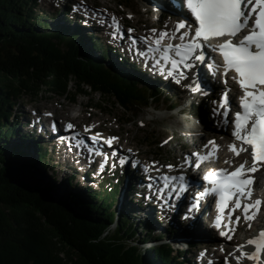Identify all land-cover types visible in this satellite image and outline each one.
Returning a JSON list of instances; mask_svg holds the SVG:
<instances>
[{"label": "trees", "instance_id": "1", "mask_svg": "<svg viewBox=\"0 0 264 264\" xmlns=\"http://www.w3.org/2000/svg\"><path fill=\"white\" fill-rule=\"evenodd\" d=\"M38 4L0 0V264H186L185 250L164 241L151 221L127 206L115 211L116 187L72 190L55 206L26 192L38 182L37 163L47 167V151L39 146L35 159L18 143L27 133L11 117L22 98L99 95L140 110L163 97L142 74L123 69L128 58L119 67L101 43L97 56L93 35L68 16L52 22L55 15ZM66 181L75 185L72 177Z\"/></svg>", "mask_w": 264, "mask_h": 264}, {"label": "rangeland", "instance_id": "2", "mask_svg": "<svg viewBox=\"0 0 264 264\" xmlns=\"http://www.w3.org/2000/svg\"><path fill=\"white\" fill-rule=\"evenodd\" d=\"M65 1L66 0H38L39 4L37 8L38 11H43L49 15L52 14L53 16L55 15L54 19H52L53 22L58 19L57 14H54L55 10H57L58 7H62ZM79 1L84 2L88 6L98 5L106 11L107 8H109L110 10L116 12L125 23L136 27L137 31L141 30V33H143L148 27H151H146V25L151 22V19L149 18V12L152 11L150 6L151 4L148 0ZM77 3L79 2L74 0V4L76 5ZM71 8L73 7L70 5L64 10L70 11ZM72 13H74V11H72ZM157 14L158 13L156 12V16ZM69 17L72 19L75 18L73 15H69ZM160 19V25L169 23L164 18L160 17ZM102 31L104 32H99V34L95 33L96 31L94 32L87 29L83 31V33L87 35H93L95 37L94 41L96 40V42H99L100 49H95L94 51V54L97 56H100V52L102 51L101 44H110L108 43L109 40L107 39L108 34L105 33L107 31H105V29ZM94 41L91 40V44L94 43ZM116 45H119V43ZM118 47L108 50L111 56L110 60L117 63L119 67L121 65L124 67L125 65L121 63V56L125 57L127 55L123 49H121L120 45ZM127 61L129 64L132 63V61ZM144 77L148 79V77ZM157 87L163 91V97L159 101L153 102L151 107L142 108L140 110H126L118 104H114L111 99L104 98L103 96L99 95H91L90 98L80 95L76 101L73 102L69 96H58L47 92L42 93L40 96H38V98H32L30 96L22 98L21 101L18 102L15 107H13V109L19 114V117L17 118L19 123L23 117H26L29 126L23 125V129L25 130H28L32 127V120L35 119L33 111L37 110L36 116L39 120L43 119V116L40 115V112L43 111L46 117L49 116L48 119H51L49 113H53L63 125L70 120H74L77 122L76 127H79L86 132H88L89 126H93V131L98 130L107 134H119L122 138L121 150L123 152H128V149L131 148V152H133V155L135 156L134 159L140 158L143 159L144 162L153 161L163 169H166L167 165H169L171 161H174L177 164V167L182 166V163H188L187 159L191 158L193 141L196 143L199 142L200 139H207L208 137L212 136H219L222 138L223 136L227 135V130L224 128V126L219 125L218 119L214 117L213 114L208 117V110L210 109L213 112L211 109L213 104L212 99L219 96L221 88L223 87V85L221 86L220 81L217 88L215 89V92L213 93L214 97L211 100H209V94L205 93L203 90H189L186 91L185 94V90H183L180 86L164 82ZM172 102L174 104H178V106L171 109L170 107ZM11 118L16 120L15 115H13ZM210 120L212 121V124ZM30 139L33 140L32 137H30ZM165 141L167 142L165 143ZM35 154L36 153L34 151L32 155L35 156ZM59 154L61 153L56 152V150L55 152L51 153L50 149H48L46 155V164L48 168H44L39 162L37 163L38 171L41 172L44 178L45 176L47 177L46 182H42L39 180V178H37L38 182L47 185L50 189H52V187L55 185L63 186L66 190L65 192L67 198L70 196V191L81 189L82 185L86 182L88 183V187L97 189H100L102 186H115L117 188L115 192V211H119L122 208L128 207L135 215H140V213L142 214V211L146 209H144L142 205H139V198H132L130 192L128 191V186L126 189L124 180L122 178V174H124L122 172V167H110L103 177H98L97 174L91 173L90 171V178L88 179V176H85L88 180L84 182L85 172L79 171L80 166L78 164L74 165L76 172L74 171V168L66 167L64 161L65 155L61 154V158H58ZM48 169H50L53 173H50ZM42 171L45 175H43ZM135 172L137 173L136 176L138 179L136 178L135 174L130 176V179L132 182L134 180L138 186V182H142V180H144V176H142V174L136 170ZM51 174H54L55 177H52ZM67 176L74 177L75 185L70 186L67 184ZM126 176L128 177L129 175L126 174ZM124 195H126V197L122 198ZM144 212H147L149 218L155 222L156 226L154 225L155 227H153L157 233L162 235V232L160 231L165 233L169 232L165 228L168 226L171 227V225H168L170 220H168L167 217H164L165 214L158 212L154 216V211L152 209H149V211L147 209ZM202 216L204 217L205 221L209 223L211 222L208 216V211L203 212ZM162 218L164 219V222H167L168 220L167 224L163 225L164 223ZM134 220L137 223L138 219ZM168 234L169 238L166 237L164 239L172 242V244H174L176 247L183 249L185 247L188 250L183 254L187 258L186 264H194V262L200 264L199 261H197L198 258L194 259V254H196L198 251L199 254L197 253V255L200 256V253H203L201 250L203 249L204 245H206V242L204 243V241H194V243H196L195 245L188 244L187 246L186 243L181 242L182 239L180 238L176 239L181 241L176 239V241L172 240L174 237L172 236L171 232ZM214 236L216 243L214 244L212 242H208L211 243L209 245L212 248L215 246L220 248L221 246L228 245L223 240H220L218 236H216V233ZM239 238L242 239V236H239ZM189 239L190 238L185 239L184 241L187 242ZM149 244L151 245L152 243L148 242V245ZM211 247H209L207 250H209ZM219 252H222L221 248L219 249ZM235 260L237 261L236 257ZM216 264H232L228 258V253L222 254L221 260ZM252 264H264V262Z\"/></svg>", "mask_w": 264, "mask_h": 264}, {"label": "snow or ice", "instance_id": "3", "mask_svg": "<svg viewBox=\"0 0 264 264\" xmlns=\"http://www.w3.org/2000/svg\"><path fill=\"white\" fill-rule=\"evenodd\" d=\"M186 7L190 10L189 19H192V23L186 24L185 21H178L172 33V38L175 39V34L180 33L182 28L188 29L180 33L181 43L163 44L162 41L169 33L160 31L153 40V44L162 50V59L170 63L171 70H177L181 66L183 69L193 68L196 66L193 61L205 60L206 49L213 51L218 49L223 56L224 72L234 70L237 74L234 79L237 80L244 94L240 97L242 110L235 114L232 136L241 142V147L237 148L235 143L229 147L238 156L241 152L247 151L243 145H250L252 164L246 167L247 161H245L231 172L223 168L216 170L215 173L209 172L205 179L212 181L213 187L205 189L203 194L210 192L219 194L220 204L223 206L221 212L224 207L228 206L226 202L235 197L232 211L242 207L243 219L251 220L259 211L261 200L257 199L254 203L250 200L253 177L248 173L255 172L264 162V0H186ZM112 20L119 28L116 18L112 17ZM193 25H195L194 34L190 35ZM244 30H247V34H244L242 38L233 39ZM128 31L132 32L133 29H128ZM151 31L156 32L157 30L151 29ZM144 39L147 41L148 38ZM215 39H220L222 42L212 43L211 41ZM160 62L157 61V63ZM181 75H183L182 72ZM179 82L177 80V83ZM187 86L193 91L199 90V85L196 88H192V85ZM227 100L226 91L224 103H227ZM224 115L227 116L228 113L225 112ZM67 127L73 129L74 125L68 123ZM116 139L118 138H109L107 143L111 145ZM208 144H214V141H209ZM212 154L210 151L209 155ZM192 155L199 157L198 153ZM167 167L171 168L172 165H167ZM180 178L184 179L183 175ZM245 196L249 198V202L242 204V198ZM240 219V216L235 217L237 222ZM220 221L221 216H217L218 227ZM221 235L227 234L221 232ZM228 239L232 237L229 235ZM246 243L254 244L255 252L247 253L243 251L244 245H237L240 249V256L237 260L242 258L259 260L260 253L264 250V229L259 232L258 238H250Z\"/></svg>", "mask_w": 264, "mask_h": 264}, {"label": "bare ground", "instance_id": "4", "mask_svg": "<svg viewBox=\"0 0 264 264\" xmlns=\"http://www.w3.org/2000/svg\"><path fill=\"white\" fill-rule=\"evenodd\" d=\"M149 1L151 4L150 6H151L152 11H156V9H159L162 6H165V7L172 8L179 15L181 14V16H183V14H184L182 11L181 5H175L173 0H162V2H160L158 0H149ZM93 6L92 5L88 6V5L76 4L75 7L82 10V14L80 15V17L84 15V16H86V18H88L87 24L91 27V28H88V30H91L94 32L96 31L95 33L98 34L100 32V30L102 32L103 26H104V29H105V27L106 28L108 27L109 21L107 19L106 13L103 11L102 7H100L98 5H95L94 7ZM154 13H156V12H154ZM73 14L77 15V11L75 10ZM149 18L151 19V22L149 24H147L146 27L147 26H153V25L154 26L160 25L159 23H156V21H155L157 19L156 14L151 13ZM84 19H85V17H84ZM93 19L96 20L97 22H94ZM121 34L124 36V38L123 37L120 38L118 42H121V44H122L123 48H125V50H128L130 48H135V47L141 49V46H140L141 43H140L139 39H136V42H133L128 33L127 34L121 33ZM119 45H120V43H119ZM119 45H117V46H119ZM120 47H121V45H120ZM121 57H123V56H121ZM123 58H127V56H125ZM205 67H204V69H205ZM205 70L209 73L208 69H205ZM220 70H221L220 73L210 75V78H212V80L207 77V73L205 72V77L201 76V79H196L194 83L196 85H199L200 90H204V92L207 93L209 91L210 85L214 89L217 85V82L220 81L218 75H222L221 73H223V71H222L223 69H220ZM220 84H221V81H220ZM228 85H229L230 89H232V90H236V88H237L236 84L232 80H229ZM72 101L75 102L76 100L75 101L72 100ZM80 107H82V106H80ZM234 108H235V106H234ZM38 113H39V111H38ZM40 115L43 116V119L39 120L38 117L35 115V119L33 120V122L36 123L39 127L48 128V126L46 124L47 118H46L45 114L43 113V111L40 112ZM53 117L54 116H52L51 119ZM69 122L72 123V122H74V120L72 122L70 120ZM74 123H76V122H74ZM57 140H58V144L63 146V149H60V153L65 155V159H64L65 166L69 167V168H74V165L78 164L80 166L79 171L84 170L85 167H87V161L85 160L86 163L84 162L83 155L84 154L86 155V152H89V150L91 151L90 145L85 143V142H80L79 145H77L76 142L67 143L65 139H57ZM99 145H102V144L100 143ZM104 147H106V145H104L103 148ZM226 152H228V151L226 150ZM129 153H130L129 155L125 156V162L123 161L125 164V168H126L125 174H123L126 189H127V186H129V183L131 181L130 176H132L134 174H135V176L137 175V173L132 168H134L140 174L144 173V172H142V168H141L140 163L137 161L133 162V159L131 157V155L133 156V152L130 151ZM137 160L139 161V159H137ZM69 163H70V165H69ZM146 169H147V167H146ZM37 171H38V167H37ZM74 171H75V168H74ZM128 171H129V173H128ZM126 174L129 176L127 177ZM43 175H45L44 172H43ZM35 176H36V178H39V180L42 182H46V180H47V177L45 176V178H44L42 176L41 172H39V171L36 172ZM136 178H137V176H136ZM148 183L149 184H146L143 181L138 182V186H136V188H138L139 190L145 191V192L146 191L149 192L148 189L150 187V194L148 195V197H149L148 200L151 201L153 199V194L156 195V196H154L155 197L154 198V204L152 203L151 205L155 208H160L161 210L164 211V210H166V203H167L168 206H170V208L173 210V212L175 214V216H174L175 219L170 220L168 218V220H170L168 225H171V227L168 226L165 228L167 231L171 232L172 236L174 237V239H172V240H175L176 238H180V239H182V241L179 239H176V240L184 242L188 246V244L189 245H192V244L195 245L196 243H194V241H198V242L204 241V243L205 242L206 243L212 242L215 244L216 243V239L214 236L215 233H216V236H218V238L220 239V236L217 235V232L212 227L211 223L205 221L204 217L202 216L203 212H205L204 208L208 209L209 206H205L204 204H202V207H200L198 210H191L190 211L188 209V206H189V197L188 196H186L185 201L183 199H179V200L171 199L172 197H170L168 200H167V198H164L165 203H162V202L160 203V201H161L160 200V193H158V192L153 193V189H155L154 187L159 186L158 181H156L154 179H149ZM52 189L56 194L57 193L61 194L62 192H64L63 194H66L65 188L61 185L60 186L55 185L52 187ZM128 191H129V189H128ZM125 197H126V195H124L122 198H125ZM147 205H148V203H147ZM147 205H145V206L142 205L144 209L146 208L144 211H146L147 209H148V211H149V209H152L154 211L152 206H147ZM185 212H189V214H194V215L191 218L185 217V216H183ZM145 214L148 217L149 221H151V225L154 226L155 222L149 218V215L147 212H145ZM178 215H181L182 219H179ZM162 220L164 223L163 225L167 224L168 220H167V222H164L163 218H162ZM184 223H186V224H184ZM261 224H262V226L261 227L259 226L260 228L256 229L255 236L250 237V238H258L259 232L262 229H264V220L261 222ZM252 228L253 227H251V230H252ZM157 230H158V228H157ZM160 232H162L161 234L164 237L169 238L168 237L169 232L168 233H165L163 231H160ZM188 238H190L189 241H187V242L184 241L185 239H188ZM250 238L247 237L248 240ZM206 239H208L209 241H207ZM246 242L240 244V245H244L243 251H245L247 253L255 252L256 246L254 244H247ZM220 248L224 252L230 253L229 257L234 264H252V263L264 262V250L261 251L260 256H259V260L242 258V259L236 261L235 257L237 258L238 256H240V249H237L235 252L232 253L231 252L232 250L226 245L221 246ZM220 248L215 246L213 248H210L211 249L210 251H207L208 255H210V256H208L209 257L208 262L210 261V263H208L206 261L207 264H216L217 262H219L221 260V254L219 253Z\"/></svg>", "mask_w": 264, "mask_h": 264}, {"label": "water", "instance_id": "5", "mask_svg": "<svg viewBox=\"0 0 264 264\" xmlns=\"http://www.w3.org/2000/svg\"><path fill=\"white\" fill-rule=\"evenodd\" d=\"M28 194L37 198L38 201L45 202L48 206H55L57 204V197L52 190L40 182H36L33 186L27 188Z\"/></svg>", "mask_w": 264, "mask_h": 264}]
</instances>
